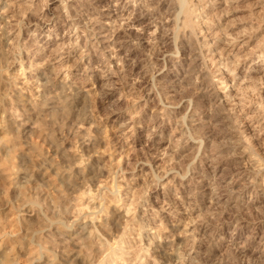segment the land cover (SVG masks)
<instances>
[{
  "label": "rangeland",
  "instance_id": "374dc122",
  "mask_svg": "<svg viewBox=\"0 0 264 264\" xmlns=\"http://www.w3.org/2000/svg\"><path fill=\"white\" fill-rule=\"evenodd\" d=\"M137 2L0 0V264H264V0Z\"/></svg>",
  "mask_w": 264,
  "mask_h": 264
},
{
  "label": "bare ground",
  "instance_id": "6f19581e",
  "mask_svg": "<svg viewBox=\"0 0 264 264\" xmlns=\"http://www.w3.org/2000/svg\"><path fill=\"white\" fill-rule=\"evenodd\" d=\"M188 1H190V3H193L196 7H194V8H196V10H202V9H210V10H216L215 8H217V7H220V6H222L223 8L224 7H226V8H228V5L230 6V4L232 3V2H234V1H236V0H188ZM263 1V0H262ZM140 2H141V0H140ZM138 3V6L140 7V5L142 6V4L145 2H143L142 4L141 3ZM172 2H174V1H172ZM186 0H175V9H176V12H175V15L176 16H179V14H181V12H182V14L180 15L181 16V18H180V25H181V27L185 30H188V31H190V35H194L195 36V34H193L194 32L193 31H195L194 29H192V27H193V25L192 24H194L193 22H192V20L194 19V16L193 15H195V14H193L192 15V13H193V11L192 10H194V9H190V7H188L189 6V2H187L188 3V6H186L185 4H186ZM174 4V3H173ZM148 5V4H147ZM263 5V4H262ZM192 6V5H191ZM256 6V5H255ZM222 8V9H223ZM78 9H80V8H78ZM77 9V10H78ZM220 9V8H219ZM226 10V9H225ZM231 10V9H230ZM174 11V10H173ZM218 11V10H217ZM221 11H223V10H221ZM195 12H197V11H195ZM194 12V13H195ZM73 13V12H72ZM214 13H216V12H214ZM85 14V13H84ZM199 14V13H198ZM202 14V13H201ZM219 14V13H218ZM74 15V14H73ZM77 15V14H76ZM129 15V14H128ZM138 15V14H137ZM216 15V14H215ZM75 16V15H74ZM82 16H85V15H82V14H80L79 15V17H82ZM132 16V15H131ZM211 16V15H210ZM212 16H214V14L212 15ZM218 16V15H217ZM220 16V15H219ZM111 15L110 14H107V13H105V15H104V18H105V20L106 21H110L111 20ZM215 17V16H214ZM213 17V18H214ZM77 18V17H76ZM175 18V17H174ZM196 18V17H195ZM211 18V17H210ZM218 18V17H217ZM78 19V18H77ZM90 19V18H89ZM88 18L86 19V20H83V22H85V23H87V25H86V27H85V29L83 30L84 31V35H86V36H89V33H92V32H96L98 35L99 34H102V35H104V36H102V37H98L97 39L98 40H100V44H105V43H109L110 41H109V39H110V35H111V33H110V35H108L107 36V34H109V33H107L108 32V29H106L107 31H104V30H102L103 28L102 27H104L105 26V24L104 25H99V26H101V27H99V28H96V27H92L91 26V24L92 23H90L91 22V20H89ZM95 19V18H94ZM176 19H177V17H176ZM207 19V18H206ZM205 19V20H206ZM79 20H81V19H79ZM178 20V19H177ZM214 22V21H213ZM212 22V23H213ZM176 23V22H175ZM207 23V22H206ZM211 23V22H210ZM201 24V23H200ZM203 24V23H202ZM107 25V24H106ZM179 25V26H180ZM195 26V25H194ZM196 27V26H195ZM142 28V27H141ZM180 28V27H179ZM194 28V27H193ZM163 29V28H162ZM112 30V29H111ZM183 30V32H185ZM196 30H197V28H196ZM225 30V29H224ZM113 31V30H112ZM181 31V30H180ZM114 32V31H113ZM155 31H153L152 32V35H154L155 33H154ZM182 32V31H181ZM182 32V33H183ZM197 32V31H196ZM216 32V31H215ZM189 33V32H188ZM198 33V32H197ZM200 33L202 34L203 32H200L199 31V37H202V39L203 40H205V38H204V36L203 35H200ZM151 35V34H150ZM189 35V36H190ZM205 35V34H204ZM230 35V34H229ZM237 35V34H236ZM241 35V34H240ZM91 36V35H90ZM97 35H95V37H96ZM107 36V37H106ZM187 36V35H186ZM189 36L187 37V38H189ZM191 37H193V36H191ZM235 37H237V36H235ZM154 38V37H153ZM225 38V37H224ZM93 39V38H92ZM237 40H238V38H237ZM202 41V40H201ZM261 41V40H260ZM199 42V41H198ZM215 42V41H214ZM236 38H226L225 40H224V45L226 46L225 48H226V51H224V53H217V55H215L214 53H212L211 51V56L214 54L215 56H214V58H216L218 61H220V60H222V58L221 57H223V56H225L224 58H223V60H228V57L229 56H232L231 55V52L234 50V46H235V44H236ZM187 43V42H186ZM147 44V43H146ZM218 44V43H217ZM263 44V43H262ZM109 45V44H108ZM197 45V44H196ZM211 45H213V43H211ZM210 45V46H211ZM203 46H205L204 48H207L208 47V44H204L203 43ZM202 46V47H203ZM209 46V47H210ZM242 46L243 47H245L246 45L243 43L242 44ZM254 46V45H253ZM112 47H114V46H112ZM138 47V46H137ZM239 47V46H238ZM110 49V48H109ZM208 49H210V48H208ZM241 49V48H240ZM113 51V50H112ZM199 51V50H198ZM206 51H208V50H206ZM221 51V50H220ZM252 51V50H251ZM209 52V53H210ZM250 52V51H249ZM200 55V54H199ZM197 56V55H196ZM200 56H202V55H200ZM244 56V55H243ZM246 56V55H245ZM244 56V57H245ZM107 57V56H106ZM204 58V57H203ZM233 60H234V58H232ZM128 60V59H127ZM204 60V59H203ZM233 60H232V64H233ZM244 60V59H243ZM215 62V61H214ZM228 62V61H227ZM239 62V59L237 60V59H235L234 60V63H238ZM116 63V62H115ZM223 63H225V61L223 62ZM231 63V62H230ZM118 64V63H117ZM226 64V63H225ZM119 66V65H118ZM227 66V65H226ZM121 67V66H120ZM151 67V66H150ZM225 67V66H224ZM140 68V67H139ZM226 68V67H225ZM229 69V68H228ZM232 71V70H231ZM194 83V82H193ZM44 84V83H43ZM163 84V83H162ZM210 84V83H209ZM191 85V84H190ZM169 90V89H168ZM214 92V91H213ZM216 94V93H215ZM215 94L214 93H211L210 95H209V97L211 96V97H215ZM193 95V94H192ZM226 115V114H225ZM224 120V119H223ZM206 121V120H205ZM208 121V120H207ZM227 121V120H226ZM205 123V122H204ZM218 123V122H217ZM199 124V123H198ZM202 124V123H201ZM208 125V124H207ZM206 126V125H205ZM201 129H203V127L202 128H195L194 129V134L196 135V138L199 136H201V133L203 132V130H201ZM206 129V128H205ZM204 133V132H203ZM199 137H198V139H199ZM195 138V139H196ZM239 141V140H238ZM231 142V141H230ZM228 143V142H227ZM232 144H233V148H234V146L235 147H239V142H237L236 140L234 141V142H232ZM199 146V145H198ZM220 147V146H219ZM218 147V148H219ZM212 148V147H211ZM210 148V149H211ZM215 148V147H214ZM244 148V147H243ZM213 149V148H212ZM248 149V148H247ZM205 152V151H204ZM242 153H245L244 151L242 152ZM247 155V154H246ZM216 158V157H215ZM248 159V158H247ZM213 162V161H212ZM254 166V165H253ZM255 168V167H254ZM252 169V170H250L244 177L245 178H243V176L241 177V181H243L242 182V187L243 188H249V187H253L252 186V184H253V180L251 179V180H248V181H246V177L247 178H253V177H255L257 174H258V166H257V168L256 169ZM222 176V175H221ZM237 179V178H236ZM222 187L221 188H224V189H226L228 192H231L232 193V190H234V189H232V187H230V183H224V181L222 182V185H221ZM255 186V185H254ZM212 189V188H211ZM235 191V190H234ZM261 192H262V194H261V202H262V204L261 205H264V190H260ZM260 192V193H261ZM217 194V193H216ZM260 197V196H259ZM241 207V206H240ZM258 208V207H257ZM245 209V208H244ZM239 214V213H238ZM84 225V224H83ZM87 226V225H86ZM85 225L81 228V229H79V230H81L80 232V234L79 235H81L82 237L83 236H85L84 237V239L85 238H87V236H88V234H87V230L89 229V227H86ZM86 228H88V229H86ZM78 230V231H79ZM85 234H87V235H85ZM81 236H80V238H81ZM76 240V239H75ZM81 240H83L82 238H81ZM82 244V243H81ZM85 244V243H84ZM76 246V245H75ZM71 260V259H70ZM73 261V260H72ZM72 263V262H71Z\"/></svg>",
  "mask_w": 264,
  "mask_h": 264
}]
</instances>
